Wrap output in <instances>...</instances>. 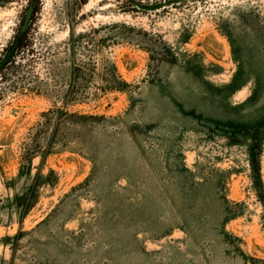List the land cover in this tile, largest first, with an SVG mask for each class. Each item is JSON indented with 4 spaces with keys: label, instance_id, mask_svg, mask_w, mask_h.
I'll use <instances>...</instances> for the list:
<instances>
[{
    "label": "rangeland",
    "instance_id": "374dc122",
    "mask_svg": "<svg viewBox=\"0 0 264 264\" xmlns=\"http://www.w3.org/2000/svg\"><path fill=\"white\" fill-rule=\"evenodd\" d=\"M28 2L0 8V59ZM165 2L34 5L0 72V264L13 244L1 240L48 216L21 238L12 264H262L249 258L264 260V211L245 146L228 133L236 124L242 141L240 126L264 113V0ZM224 22L243 70L261 80L255 97L252 82L227 87L238 64L218 31ZM110 64L126 93L100 94ZM51 109L105 119L66 121L58 133L70 138L66 149L40 166L54 186L41 187L20 220L11 200L40 165L32 158L18 178L21 158ZM260 159L264 194V152Z\"/></svg>",
    "mask_w": 264,
    "mask_h": 264
},
{
    "label": "trees",
    "instance_id": "16d2710c",
    "mask_svg": "<svg viewBox=\"0 0 264 264\" xmlns=\"http://www.w3.org/2000/svg\"><path fill=\"white\" fill-rule=\"evenodd\" d=\"M31 0H29L28 5ZM38 1V0H37ZM36 1V2H37ZM130 4L135 3V0H127ZM18 2V0H0V8L5 6L6 4ZM166 5L170 3V0L168 2H165ZM135 6L138 7H144L141 5V3H135ZM147 7V6H146ZM155 6H151V9ZM27 9V8H26ZM122 12L127 13L129 12L128 9L122 8ZM24 18V17H23ZM23 21V20H22ZM22 23V22H21ZM223 27L219 28L218 31L222 36H224L231 46V53L233 60L235 63L238 64V68L233 74L229 84L227 87L230 89V91L235 90L236 88H239L241 86L246 85L248 82H252L253 85V93L252 97H255L260 92V86H261V80L259 76L256 74H251L249 72H246L242 68L241 58L240 54L242 51V48L236 47V40H233L230 34V31L228 30V25L226 22L223 23ZM118 26V25H117ZM25 36V35H24ZM22 36V40L23 37ZM79 38L86 37V33L78 35ZM104 42V41H102ZM21 47V43L18 47V49ZM240 51V52H239ZM240 53V54H239ZM78 68H73L71 71L72 78H76V72L79 71ZM80 72V71H79ZM102 80L105 83V86L100 88L99 92L101 95H105L108 93H126L127 88L129 87V84H127L121 77L118 75L116 68L113 64H110L106 68H104L103 71V78ZM74 86L70 89L73 90ZM71 94V91L69 92ZM67 105V102L65 103V106ZM64 106V107H65ZM42 121L37 123V127L39 130H42V132H38L37 136L33 139V149L32 152H26L23 154L21 158V164L19 169V175L18 178H27L30 173V163L31 159L35 157H39L40 165L37 168L36 173L34 174L32 180L30 182H26L22 186V190L14 194V198L11 200V202H14L12 204V207L16 209L17 213L19 214L20 220L25 217V215L35 206V204L38 202L39 197V190L43 186H54L53 183L49 181V177L53 175V171L50 170L47 175L42 176L40 173V168L44 164L46 157L48 155L61 152L66 149V142L68 141V136H59L58 133L61 130V128L66 125L67 120H73L78 119L80 121L83 120H98L105 118L103 116H93V115H77V114H68L64 112V110L60 109H51L45 113L41 114ZM79 125H82V122L78 123ZM230 130L228 133V137L232 140H234L235 144H243L245 146V151L247 155V161L250 168V179L252 183L254 184V188H256V193L258 194V201L260 202L263 211H264V194L262 189V182L260 177V158L264 152V113L259 117V119L256 122L252 123H244L240 126V129L242 130V136L243 140L237 142V134H236V126L231 125L229 126ZM235 128V129H234ZM50 130V131H49ZM49 132V133H48ZM42 134V135H41ZM55 143H60V146L58 149H54ZM41 166V167H40ZM49 217V216H48ZM48 217H46L44 220L39 222L31 231L29 232H22V227L19 228V231L17 234H15L12 237H4L1 242L3 246L7 245V242H12L13 244H10V250L12 252L10 260L7 262V264H12L14 255L17 251V248L19 246V241L23 236H26L28 234H32L39 230L48 220ZM252 261H256L259 263L264 264V260H257L249 258ZM37 264H50L49 262L40 261L37 260Z\"/></svg>",
    "mask_w": 264,
    "mask_h": 264
},
{
    "label": "water",
    "instance_id": "95a60500",
    "mask_svg": "<svg viewBox=\"0 0 264 264\" xmlns=\"http://www.w3.org/2000/svg\"><path fill=\"white\" fill-rule=\"evenodd\" d=\"M37 0H31L23 21L18 29V36L17 38L12 42V44L10 45V48L6 51V53L4 54V56L0 59V72L6 67V65H8V63L11 61V59L13 58L14 53L16 52L18 46H19V42H20V38L22 35H24L28 29L29 23L31 21V17L33 15L34 12V5L36 4Z\"/></svg>",
    "mask_w": 264,
    "mask_h": 264
}]
</instances>
